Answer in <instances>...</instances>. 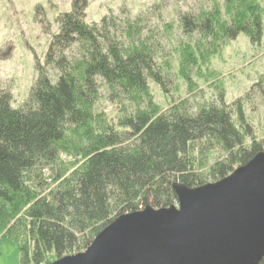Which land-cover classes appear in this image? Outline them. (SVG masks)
<instances>
[{"label":"trees","instance_id":"16d2710c","mask_svg":"<svg viewBox=\"0 0 264 264\" xmlns=\"http://www.w3.org/2000/svg\"><path fill=\"white\" fill-rule=\"evenodd\" d=\"M161 3L86 24L73 0L23 103L0 88V235L19 264L83 252L119 216L176 205V184L215 183L264 152L253 92L227 103L212 68L239 36L260 45L264 0ZM251 90L264 103V74Z\"/></svg>","mask_w":264,"mask_h":264},{"label":"water","instance_id":"95a60500","mask_svg":"<svg viewBox=\"0 0 264 264\" xmlns=\"http://www.w3.org/2000/svg\"><path fill=\"white\" fill-rule=\"evenodd\" d=\"M176 205L119 216L82 253L51 264H259L264 259V152L229 176L173 187Z\"/></svg>","mask_w":264,"mask_h":264},{"label":"rangeland","instance_id":"374dc122","mask_svg":"<svg viewBox=\"0 0 264 264\" xmlns=\"http://www.w3.org/2000/svg\"><path fill=\"white\" fill-rule=\"evenodd\" d=\"M86 1V24H97L109 13L118 15L126 12L135 17L161 3V0ZM177 1L193 11H199L206 5V0H168L166 5L163 1L161 4L173 6ZM72 3L73 0H0V88L10 92L14 108L23 103L38 79L39 68L46 63L51 39L58 33L57 17L68 13ZM212 68L220 76L217 81L220 80L219 87L225 90L227 103L253 92L252 102L244 101L245 115L255 138L263 139L264 103L251 88L264 74V30L262 41L257 46H251L244 36H239L212 60ZM212 90L209 83H198V91H203L205 98L213 95ZM181 97H186L184 92ZM104 112L110 115L112 109L108 107ZM18 250L17 243L0 235V264H19Z\"/></svg>","mask_w":264,"mask_h":264}]
</instances>
